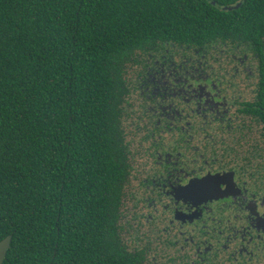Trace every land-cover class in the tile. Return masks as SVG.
<instances>
[{
    "label": "trees",
    "instance_id": "1",
    "mask_svg": "<svg viewBox=\"0 0 264 264\" xmlns=\"http://www.w3.org/2000/svg\"><path fill=\"white\" fill-rule=\"evenodd\" d=\"M230 4L0 0V242L13 235L4 264H118L104 251L125 177L123 63L148 42L264 24V0L218 8Z\"/></svg>",
    "mask_w": 264,
    "mask_h": 264
},
{
    "label": "flooded vegetation",
    "instance_id": "2",
    "mask_svg": "<svg viewBox=\"0 0 264 264\" xmlns=\"http://www.w3.org/2000/svg\"><path fill=\"white\" fill-rule=\"evenodd\" d=\"M121 86L125 177L106 257L264 264V24L148 42Z\"/></svg>",
    "mask_w": 264,
    "mask_h": 264
},
{
    "label": "water",
    "instance_id": "3",
    "mask_svg": "<svg viewBox=\"0 0 264 264\" xmlns=\"http://www.w3.org/2000/svg\"><path fill=\"white\" fill-rule=\"evenodd\" d=\"M240 6L241 4L237 5V8H239ZM232 9L235 8H229V10ZM12 241H13V235H8L5 239H3L0 242V264H4L8 251L11 247Z\"/></svg>",
    "mask_w": 264,
    "mask_h": 264
}]
</instances>
